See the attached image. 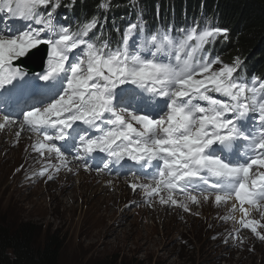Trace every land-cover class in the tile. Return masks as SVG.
Listing matches in <instances>:
<instances>
[{"label": "snow or ice", "instance_id": "snow-or-ice-1", "mask_svg": "<svg viewBox=\"0 0 264 264\" xmlns=\"http://www.w3.org/2000/svg\"><path fill=\"white\" fill-rule=\"evenodd\" d=\"M60 3L0 0V13L22 21L0 30V130L18 125L17 137L25 130L35 133L33 151L55 154L63 166L66 157L56 141H65V150L72 141L85 170L87 157L104 153L125 175L150 178L145 184L130 180L129 187L159 196L161 204L187 211L177 193L193 204L213 196L217 205L234 199L239 208L232 209L243 217L249 215L245 205L260 210L264 81L238 78L239 58L223 64L211 55L207 46L227 39L228 30L198 22L153 29L141 17L113 41L103 37L98 17L75 30L62 23L54 15ZM99 7L107 11L109 3L102 0ZM45 58L44 71L30 76L24 61ZM239 224L264 240L259 220L241 218Z\"/></svg>", "mask_w": 264, "mask_h": 264}, {"label": "rangeland", "instance_id": "rangeland-1", "mask_svg": "<svg viewBox=\"0 0 264 264\" xmlns=\"http://www.w3.org/2000/svg\"><path fill=\"white\" fill-rule=\"evenodd\" d=\"M6 136L0 132V221L33 223L41 237L59 232V264L112 256L146 264H264V243L233 235L235 220L225 221L232 212L225 203L202 200L187 204V211L157 203L153 211L140 190L74 168L52 173V157L33 151V139L21 134L22 141L10 145ZM41 167L53 179L39 175Z\"/></svg>", "mask_w": 264, "mask_h": 264}, {"label": "trees", "instance_id": "trees-1", "mask_svg": "<svg viewBox=\"0 0 264 264\" xmlns=\"http://www.w3.org/2000/svg\"><path fill=\"white\" fill-rule=\"evenodd\" d=\"M89 0L83 7L95 3ZM123 2L124 0H116ZM151 0L146 1L149 7ZM174 1L177 12L184 5L187 13L195 9L199 0ZM203 9H215L220 23L230 30L232 52L240 54L248 62V70L264 73V0H204ZM85 14V13H83ZM40 239V240H39ZM63 238L59 232H46L30 222L12 225L0 221V264H59ZM93 264H146L143 261H122L117 257H105Z\"/></svg>", "mask_w": 264, "mask_h": 264}, {"label": "bare ground", "instance_id": "bare-ground-1", "mask_svg": "<svg viewBox=\"0 0 264 264\" xmlns=\"http://www.w3.org/2000/svg\"><path fill=\"white\" fill-rule=\"evenodd\" d=\"M6 129H8V131L6 130ZM0 132H3L4 134L5 133H7V139L9 140V142H10V145L12 144V143H16L17 141H19V143L22 141V139L21 138H19L20 137V135H19V137H17L16 136V132H17V130L16 129H14L12 126H9V128H5L4 130H0ZM13 137H15V138H13ZM19 147V146H18ZM30 153L29 154H31V150L29 151ZM30 157H32V155L30 156ZM31 160H28V162H30ZM27 162V163H28ZM32 162V161H31ZM109 181H111L112 182V180H110L109 179ZM119 183V182H118ZM113 184H117V181L116 182H113ZM112 184V185H113ZM109 185H111V184H109ZM111 185V186H112Z\"/></svg>", "mask_w": 264, "mask_h": 264}, {"label": "water", "instance_id": "water-1", "mask_svg": "<svg viewBox=\"0 0 264 264\" xmlns=\"http://www.w3.org/2000/svg\"><path fill=\"white\" fill-rule=\"evenodd\" d=\"M30 61H31L30 59L26 60L24 65L26 66L27 69L31 70V72H37L40 66L42 65L43 61L32 60L33 64L35 63V66L30 65L29 64Z\"/></svg>", "mask_w": 264, "mask_h": 264}]
</instances>
